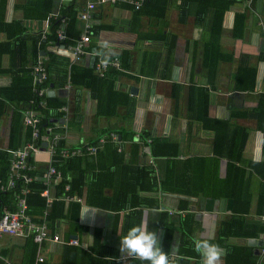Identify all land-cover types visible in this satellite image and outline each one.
<instances>
[{
  "label": "crops",
  "instance_id": "1",
  "mask_svg": "<svg viewBox=\"0 0 264 264\" xmlns=\"http://www.w3.org/2000/svg\"><path fill=\"white\" fill-rule=\"evenodd\" d=\"M186 1L184 22L178 20L181 0H158L150 15L138 19L121 1L99 4L79 59H72L64 43L46 44L39 54L47 60V52L58 56L48 67L59 70L52 80L64 77V83L44 86L46 97L64 100L49 113L53 124L66 125L59 127L65 144L98 143L115 134L96 153L71 158L74 168L61 169L66 182L80 179L73 194L82 201L63 202L50 228L61 242L45 244V260L147 264L120 253L121 238L146 218L174 264H201L193 245L200 238L221 246L223 264H264V0ZM69 6L76 8L81 29L85 0H0V43H9L0 57V88L11 87V70L20 62L26 66L19 74L31 70L46 18H64L60 27L66 31ZM105 57H117L119 65L99 70ZM73 65L102 79L73 85ZM8 104L0 115V148H10L14 107ZM62 106L66 121L58 111ZM260 107L262 114L255 116ZM30 138L24 135L22 145ZM35 159L41 173L49 156L38 152ZM60 183L50 186L51 196ZM13 237L2 238L0 253L7 250L3 256L18 264L26 239ZM72 238L78 243H69Z\"/></svg>",
  "mask_w": 264,
  "mask_h": 264
},
{
  "label": "built area",
  "instance_id": "2",
  "mask_svg": "<svg viewBox=\"0 0 264 264\" xmlns=\"http://www.w3.org/2000/svg\"><path fill=\"white\" fill-rule=\"evenodd\" d=\"M126 2L133 5L135 9H139L143 0H85L84 10L79 13V21L81 25L80 35L73 40V43L63 45V49L71 53L73 60H77L82 54L86 52L87 44L90 41L92 34V12L97 5L105 3ZM251 1V0H246ZM58 16L48 17L44 20L41 30V40L47 41L46 44L52 45L54 43H63L69 39L65 29L59 27L55 31L56 39L48 40V28L51 19ZM61 22H64V18H61ZM108 62L105 63V59L100 61L97 68L100 70L101 66L107 68L108 66H118L119 60L117 57L112 59L107 58ZM46 56H41L39 60L32 66L30 74L33 77V91L39 99V105L41 107L47 106V101L44 97L47 95V89L44 86V82L48 78V71L46 67ZM59 112H63L62 118L67 120L68 109L62 106L58 109ZM23 122L30 128V139L23 145L17 148H0L1 151L8 153V168L6 173L0 175V193H8L9 198L5 202L0 204V248L1 240L5 236L20 237L23 239L30 238L37 244L36 261L42 262L45 260L43 252L45 251V244L47 242H61L60 235L58 233H51L47 223V216L50 208L52 207V201L54 199H60L65 203L68 202H81V198L77 195L71 194L70 183L66 182L63 186L62 194L59 197L50 195V186L56 183L65 181L62 171L56 166L55 161H64L67 159L75 158L83 155H92L97 152L100 146H102L108 138L115 139L113 132L109 133L107 137H101L98 139V143H81L74 146H69L64 142V134L60 131L59 127L66 128L65 124L55 125L47 124L46 126L41 124V118L39 113L33 109H25L23 112ZM46 142V146L42 143ZM38 152H45L49 156L48 164L46 168L41 172H36L35 156ZM35 180H41L44 186L41 190V196H43L45 203L44 208L39 214H35L30 211V205L28 201V195L30 194V186ZM7 202V203H6ZM264 219V216L263 218ZM261 252L264 253V234L261 239ZM71 244H77L76 239L68 240ZM0 260L5 261L8 264H13L6 257L1 255Z\"/></svg>",
  "mask_w": 264,
  "mask_h": 264
},
{
  "label": "trees",
  "instance_id": "3",
  "mask_svg": "<svg viewBox=\"0 0 264 264\" xmlns=\"http://www.w3.org/2000/svg\"><path fill=\"white\" fill-rule=\"evenodd\" d=\"M157 2H158V0H143L139 9H135V7L133 5H130L126 2H121V3H124L125 6L132 8L134 11V14H133L134 17L138 19L143 15H150L151 12L153 11V7L155 6V3L157 4ZM186 2H187L186 0H181L180 5L178 6V10H179L178 20L181 22H184L186 20V17H187V10H186V4L187 3ZM67 12L69 14V15H67V17H69V20H68V24L66 26V33H67L69 39H67L65 42H63L66 45L68 43H73V40L75 38H77L81 32V29H79L76 26L77 25L76 8L74 6H69ZM61 18L62 17L58 16L57 18H54L53 20H51L49 28H48V35H47L48 40L56 39L55 31H56V29H58L60 27ZM41 30L39 32L38 38H36V41H35V42H39L40 48H38V49L35 47L33 48V53H34V58H35L34 64L41 57V56H39V54L41 53V51L45 50V45L47 42L45 40H41ZM5 44L8 45L9 43H0V57L4 53ZM18 48H19V46H18ZM47 54L49 55L48 60L50 59V61L52 60V62L54 59H56V57H58L53 52L52 53L47 52ZM48 60L46 62V67H47V71H48V78L44 82V85H46V84L48 85L51 81H53L52 79H54V77L56 78V73H57L56 70L59 71L54 66L53 67L55 68V70L50 71V69L48 67ZM19 65L20 66H18V67L14 66V68L15 67L16 68L15 69L13 68V70H11L15 76L13 83H11V87L3 88V89L0 88V98H1L0 99V115H1V113H3L6 103H9L8 105L11 104L14 107L12 118H11V124H10L9 145H8L12 149L17 148L20 145H22V142H23L22 138L24 135L26 136V138H29V136H30V132H29V136L27 137L28 134L27 133L25 134V131L23 130L21 113L24 112L23 111L24 108L36 110L40 115L42 126L43 125L46 126L47 124H53L52 117L50 116L49 112L53 109H56L58 106L62 105L64 102V100L62 101L61 99L56 98V97H53V98L46 97L47 106L41 107L39 105V102H38L39 99L33 91L34 84H33V77L29 73L30 69H25L24 71H20V73H22V74H19V70L24 69L26 64L23 62H20ZM0 70H2V69H0ZM80 70H84V72L79 73ZM79 71L77 72L75 70V65H73L71 67L70 82L73 85L74 84H81V83L84 85H88L87 83L90 80H95L97 83H99L100 80L102 79V78H99L96 75H94L92 69H89V68L79 69ZM115 74H116L115 72L109 71L107 75L113 76ZM20 75H22L23 77L21 78ZM65 75L66 74H62V77ZM81 77H84V79H81ZM63 78H62L61 82H58V81H53V82L55 83L56 86L61 85L64 83ZM84 80H86L87 82L86 81L83 82ZM251 83H253V82H251ZM260 110H262L261 107L256 111L255 116L256 115L258 116V114H262ZM21 111H23V112H21ZM112 113H114V111ZM56 117H59V115L56 114L55 118ZM210 121L211 120H209V122ZM259 128L263 130L262 126H260V125H259ZM24 140H26V139H24ZM155 140L160 141V139H155ZM244 140H245V136L242 137L240 144L237 146L238 147L237 152L233 156L234 160L239 159V155L241 153ZM216 142L220 144L221 139L217 138ZM223 147H224V145L222 146V148ZM231 150H233V148ZM153 152L156 153L154 148H153ZM216 152L219 154V152L217 150H216ZM219 155H224V153L219 154ZM231 156H232V154H231ZM8 160H9L8 153L5 151H1L0 152V175H3L6 173V170L8 168ZM61 162H62V164L59 165V163H61ZM74 162L75 161H73V159L67 160V161L57 160V161H55V164L60 170L62 169V171L64 173H66L68 166L71 168L75 167ZM65 183H66V181H63L58 185L56 195L60 196L62 194L63 186ZM79 184H80V179H78V178L71 179L69 192L71 194L75 193V191H77V189H79L78 188ZM32 186H33V192L28 195L30 211L35 213V214H39L42 211V208L44 206V198H42L40 196V192H41L40 190L43 186L41 183H37V182H34L32 184ZM8 198H9L8 193H0V204L2 202H5L6 200H8ZM62 206H63L62 200L56 199L53 201V205H52L50 214L47 217V222H48L49 228H53V226L56 224L58 218L61 217ZM262 230H263V228L260 229V231H262ZM51 232L55 233L53 231H51ZM67 249H71V247H68ZM67 249H65V250H67ZM80 250H82V252L84 254L87 253L86 252L87 250H85V249H80ZM36 252H37V244L35 242H33L32 239L27 238L25 243H24V252H23V254L21 256V260L18 264H55V263H51L49 260H44L42 262H35L36 261ZM2 253H3V255H6L7 250H3ZM66 254H68V252H66ZM64 256H66V255L64 254ZM65 263H66V259L61 261L60 264H65ZM0 264H8V263H6L3 260H0Z\"/></svg>",
  "mask_w": 264,
  "mask_h": 264
},
{
  "label": "clouds",
  "instance_id": "4",
  "mask_svg": "<svg viewBox=\"0 0 264 264\" xmlns=\"http://www.w3.org/2000/svg\"><path fill=\"white\" fill-rule=\"evenodd\" d=\"M107 62L105 57V63ZM193 245L194 251L201 258V264H223V250L218 243L200 238L194 240ZM120 253L126 258L138 259L147 264H174L168 252L163 250L157 232L149 229V221L146 218L131 226L121 238Z\"/></svg>",
  "mask_w": 264,
  "mask_h": 264
},
{
  "label": "water",
  "instance_id": "5",
  "mask_svg": "<svg viewBox=\"0 0 264 264\" xmlns=\"http://www.w3.org/2000/svg\"><path fill=\"white\" fill-rule=\"evenodd\" d=\"M52 121H56V119H52ZM59 121H60V122H63V119L60 118ZM42 145H43V146H46V142H43ZM74 237H75V236H74Z\"/></svg>",
  "mask_w": 264,
  "mask_h": 264
},
{
  "label": "rangeland",
  "instance_id": "6",
  "mask_svg": "<svg viewBox=\"0 0 264 264\" xmlns=\"http://www.w3.org/2000/svg\"><path fill=\"white\" fill-rule=\"evenodd\" d=\"M52 189V188H51ZM13 238H16V237H13ZM16 241H19V239H16Z\"/></svg>",
  "mask_w": 264,
  "mask_h": 264
}]
</instances>
